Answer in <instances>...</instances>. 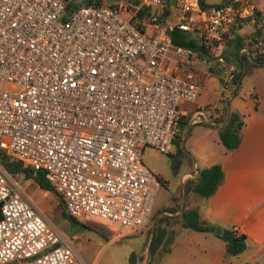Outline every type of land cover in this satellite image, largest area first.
Masks as SVG:
<instances>
[{
	"label": "built area",
	"instance_id": "2783aa9c",
	"mask_svg": "<svg viewBox=\"0 0 264 264\" xmlns=\"http://www.w3.org/2000/svg\"><path fill=\"white\" fill-rule=\"evenodd\" d=\"M77 1L0 0V149L42 170L67 215L131 232L162 186L143 146L167 152L181 121L206 120L215 106L196 98L213 69L219 97L233 95L239 68L223 48L240 25L264 27V0ZM172 28L199 47L173 43ZM0 264H84L2 171Z\"/></svg>",
	"mask_w": 264,
	"mask_h": 264
},
{
	"label": "crops",
	"instance_id": "0c3cea01",
	"mask_svg": "<svg viewBox=\"0 0 264 264\" xmlns=\"http://www.w3.org/2000/svg\"><path fill=\"white\" fill-rule=\"evenodd\" d=\"M245 26L250 25H240L237 33L245 30ZM242 45L237 51L239 58L231 56L240 62V68L235 61L225 58L240 69V77L246 69L245 60L257 64L250 58L249 52L242 49ZM226 51L231 52L227 43L223 53ZM240 54H243V58H240ZM211 78L217 81L215 99L197 103L214 105L216 108L219 106V73L216 69L202 77L200 88ZM252 79L250 86L243 87L239 78L235 93L228 99V107L242 119L239 141L233 149L226 150L219 141L216 128L208 126V123H213V120L208 119L213 110H204L206 120L194 122L200 125L193 127V123H186L180 135L189 160L188 167L192 168L191 172H182L184 179L193 177L199 167L212 163H218L224 175L215 191L196 203L199 205L200 218L231 227L245 235L244 249L234 258H228L223 255V241L220 238L207 231L185 230L179 224L174 237L181 233L185 241H193L204 264H230L254 258L264 264V71L255 72ZM22 194L35 204L29 196ZM62 242L71 246L69 241ZM171 250L170 245L167 253Z\"/></svg>",
	"mask_w": 264,
	"mask_h": 264
},
{
	"label": "rangeland",
	"instance_id": "374dc122",
	"mask_svg": "<svg viewBox=\"0 0 264 264\" xmlns=\"http://www.w3.org/2000/svg\"><path fill=\"white\" fill-rule=\"evenodd\" d=\"M221 1L223 0H203L204 3H218ZM245 27V30L240 34L249 47L254 45L255 37L253 36L264 41V32L255 34L253 33L255 29L253 30L251 26ZM230 59L236 62L233 57H230ZM236 63L240 68V62ZM244 63L246 69L240 77V84L243 87H248L253 80V74L264 71V63L255 64L247 60ZM216 88V79H209L200 88L196 101H213L216 96V92H214ZM217 104H221L220 97ZM200 124L193 123V127ZM182 131L178 132L177 140L183 150L177 149L174 143L171 144L167 152L159 151L148 145L143 146L141 162L162 179V186L158 188L154 195L149 221L146 226L131 232H125V227L117 222L99 217H93L87 221L90 228L83 227L61 213L62 203L52 190L39 188L30 177H25L20 172L9 174L1 165L0 171L4 172L10 180L15 181L21 191L38 205L49 224L58 232L63 241L70 242L78 258L84 264H204L193 241L190 239L185 241L181 233H177L174 237L176 228L179 227L177 222L180 219V210L195 205L200 199L191 190L185 192L183 190L185 175L182 172L185 170L191 172L192 168L188 167L189 160L186 158L185 147L180 138ZM161 215H166L163 224L166 229L172 227L171 235L169 239L164 238V241L158 247L149 251L148 259L145 262L147 246L149 249L151 240L149 230L151 220L154 217L155 221ZM170 245L172 250L167 253Z\"/></svg>",
	"mask_w": 264,
	"mask_h": 264
},
{
	"label": "trees",
	"instance_id": "16d2710c",
	"mask_svg": "<svg viewBox=\"0 0 264 264\" xmlns=\"http://www.w3.org/2000/svg\"><path fill=\"white\" fill-rule=\"evenodd\" d=\"M88 1L89 0H79L77 2ZM199 1L201 4H205L203 0ZM261 32H264V27H256L255 31H253V33L255 34H260ZM169 34L172 42L175 44L188 45L194 48L199 47V44L192 37V35L189 33H185L181 29L172 28L171 30H169ZM241 38L242 37L240 33H235L233 38L227 42V48L231 51V53H228V51L223 53L226 59L229 60L231 56L239 58L237 56V51L242 45ZM263 46L264 41L262 47ZM249 56L256 63L264 62V48L257 50V46L249 47ZM240 58H243V54H240ZM240 73L241 71L239 69L237 84L239 82ZM212 120L213 123H208V126L216 128L221 144L226 150L233 149L239 141L242 119L237 112L231 110L228 107V99L226 101L224 99H221V104L214 108ZM185 124V121L180 122L178 132L184 129ZM178 132L172 139V142L175 144L177 149L183 150L177 140ZM0 165L9 174L20 172L25 177H30L39 188L52 190L46 179L44 178L42 170H36L33 172L30 167L23 166L18 159L4 153V151H2L1 149ZM223 177V171L218 163H212L207 166H202L197 169V172L193 177H188L184 180L183 190L184 192L187 190H191L199 198L204 200L215 191L217 186L222 182ZM58 198L62 203L61 198L59 196ZM61 213L69 220L77 222L83 227L90 228L87 222L78 221V219H76L75 217L67 215L63 208L61 209ZM199 213V205L196 204L181 209L179 212V224L187 229L210 232L214 236L220 238L223 241V255L225 257L234 258L244 249L245 235L242 232H237L231 227H224L217 223L204 221L200 218ZM165 216L166 215H161L157 217L154 222L151 240L149 242V251L158 247L160 243L164 241V238L169 239V236L171 235L172 228L166 229L163 224Z\"/></svg>",
	"mask_w": 264,
	"mask_h": 264
},
{
	"label": "water",
	"instance_id": "95a60500",
	"mask_svg": "<svg viewBox=\"0 0 264 264\" xmlns=\"http://www.w3.org/2000/svg\"><path fill=\"white\" fill-rule=\"evenodd\" d=\"M196 171H197V169H196ZM158 214H159V213H158ZM153 225H154V217H153V219L151 220L150 236L152 235ZM148 256H149V249H148V246H147V256H146V258H145V262H146V260L148 259Z\"/></svg>",
	"mask_w": 264,
	"mask_h": 264
}]
</instances>
